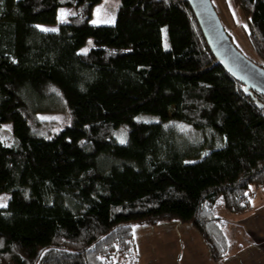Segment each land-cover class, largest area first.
<instances>
[{
    "label": "trees",
    "instance_id": "trees-1",
    "mask_svg": "<svg viewBox=\"0 0 264 264\" xmlns=\"http://www.w3.org/2000/svg\"><path fill=\"white\" fill-rule=\"evenodd\" d=\"M99 1L0 0V130L13 129L0 135V264H124L132 224L173 220L223 261L220 210L245 213L264 188V108L217 63L187 0H121L114 24H91ZM234 1L264 60V0ZM66 7L57 31L38 27ZM54 94L73 120L45 137Z\"/></svg>",
    "mask_w": 264,
    "mask_h": 264
},
{
    "label": "rangeland",
    "instance_id": "rangeland-1",
    "mask_svg": "<svg viewBox=\"0 0 264 264\" xmlns=\"http://www.w3.org/2000/svg\"><path fill=\"white\" fill-rule=\"evenodd\" d=\"M212 1L222 19V22L226 30L228 31L230 36L233 38L234 42L239 47V49H241V51H243V53H245V55H247L253 61L257 62L258 64L264 65V60L258 56V54L255 52V50L253 49V47L251 46L248 40L246 32L250 28L249 26L250 20L245 14L244 10L240 6H237L234 0H212ZM120 5H121V0H100L97 4L94 5L92 9V13L90 16V23L93 24L92 21L98 18L96 14V10L98 8L101 9L100 19L106 18V14L114 15L115 22H116L117 13H118ZM62 10L69 13L66 19H68V17L72 15V13H75V9L73 7L61 8L59 11V22L57 24H54V25L40 24L39 28L43 30L49 29V31H51V29H55V31H57L59 24L63 21H66V19L62 21L60 18ZM100 24H104V23H100ZM100 24H95V25H100ZM89 41H91V44H89ZM93 44L94 42L92 38L88 39L87 43L81 48V51L86 48L89 50L93 46ZM54 95L56 96L57 100L46 99L42 103L43 104L42 109L38 112V121L40 122L42 129H43V131L41 132V135L45 137H51L54 134L58 133L65 126L70 125L73 120L70 108L67 106L65 101L62 98H60L58 94H54ZM157 118H158L157 116H153V115H144L140 117V119H143V120H157ZM186 127L190 128L189 126H186ZM120 132L118 131L115 137L120 142H121V139H124V141L126 142L128 139V130L125 133L122 132L123 134H121ZM0 135L4 140L11 141L13 139L12 125L9 123L4 124L2 129L0 130ZM0 197L6 198V200L0 201V203L7 204L9 195L1 194ZM251 198H252V203L257 204L255 207H253L254 209L252 208L251 210H256L257 208L260 209L263 206L262 200H264V188L253 189V194ZM251 210H248L245 213H232L226 208H222L219 214L222 217V219L225 221L224 223L225 230L228 225L229 227L232 228V230H234L235 222L237 220L239 221V220L246 219L247 215L249 214V212H251ZM176 222H178L180 225L178 226L177 230L173 229L172 232H178L181 235L180 248L181 249L185 248V246L188 245L187 242L189 241L191 243H194L195 248H198L199 247L198 244L200 243V241L204 239L200 235L199 231L195 228V226L191 222H182L180 220H177ZM154 225L155 224H132L134 237L137 236L140 230H146L148 233L152 231L155 233V235L153 237L151 236L148 237V240H146V242H148V245L150 247L153 248L154 244L156 245V241L157 242L164 241L168 248L170 249L175 248L176 247L175 239L160 240V239L155 238L157 236L156 232L166 233L168 231L167 227L170 225L169 224L166 225L165 222L160 223L157 227H155ZM184 225L187 227H184ZM238 229L244 231L242 228H238ZM189 233H191V235ZM176 236H178V234L174 233V237ZM237 241L246 242V240L241 237H240V240L238 239L236 240V242ZM258 242H261V245H263L264 240L258 239ZM133 243H134L133 248L127 254V257L124 260L125 264H140L142 261H144L143 256H141L139 252V248L136 245L135 239ZM232 245L233 244H231V248H232ZM157 246L158 245H156V247ZM172 252L173 254L167 257L169 260L181 261V262L183 261L184 254H185L183 251L178 253V255L175 254V249ZM200 260H203V259H200V256H199V261ZM204 262L205 261H203V263ZM219 264H221V262Z\"/></svg>",
    "mask_w": 264,
    "mask_h": 264
},
{
    "label": "crops",
    "instance_id": "crops-1",
    "mask_svg": "<svg viewBox=\"0 0 264 264\" xmlns=\"http://www.w3.org/2000/svg\"><path fill=\"white\" fill-rule=\"evenodd\" d=\"M263 206L256 210H251L247 215V218L244 220H237L235 222V228L232 230L229 225L226 227V234L231 242L232 248L230 254L223 261H220L221 264H264V243L261 245V242H258V239L264 240V200H262ZM257 204L253 203V207ZM254 209V208H253ZM177 220L173 221H164L168 226V231L166 233H157L156 239L166 240V239H175L176 247L170 249L166 246L164 241L157 242L154 244L153 248L148 245V237H153L154 232L150 231L149 233L146 230H140L135 236L136 245L139 248L141 256H143L144 261L140 264H219V261H214L210 256L209 249L204 240L200 241L198 248L194 247V243L190 241L187 242L188 245L185 248H180L181 235L178 232H172L173 229L177 230L180 225ZM160 223L155 224L157 227ZM225 223V221H224ZM231 223V222H230ZM141 227V226H139ZM153 227V226H152ZM184 227H187L184 225ZM242 228L244 231L238 229ZM152 229V228H151ZM169 232V233H168ZM174 233H177L178 236L174 237ZM191 235V233H189ZM194 235V234H192ZM241 238H244V241H237ZM201 239V238H200ZM175 249V254L178 255L180 252H184L183 261H172L167 257L173 254ZM199 256L200 260L199 261ZM127 257V256H126ZM126 257L122 258V262ZM203 261H205L203 263ZM125 264V263H124Z\"/></svg>",
    "mask_w": 264,
    "mask_h": 264
},
{
    "label": "water",
    "instance_id": "water-1",
    "mask_svg": "<svg viewBox=\"0 0 264 264\" xmlns=\"http://www.w3.org/2000/svg\"><path fill=\"white\" fill-rule=\"evenodd\" d=\"M187 1L217 63L243 83L245 93L254 99L259 108H264V103L253 93L255 90L264 96V67L245 55L231 39L212 0Z\"/></svg>",
    "mask_w": 264,
    "mask_h": 264
},
{
    "label": "snow or ice",
    "instance_id": "snow-or-ice-1",
    "mask_svg": "<svg viewBox=\"0 0 264 264\" xmlns=\"http://www.w3.org/2000/svg\"><path fill=\"white\" fill-rule=\"evenodd\" d=\"M68 14L69 13H67L64 10H62L61 11V15H60L61 20L62 21L65 20ZM72 14L74 15V13H72ZM96 14H97V17L98 18L96 20H93L92 21L93 24H100V23H104V24H114L115 23V16L114 15H108V14H106V18L100 19V14H101V9L100 8H98L96 10ZM44 30L45 31H49V29H44ZM51 31H55V29H51ZM89 44H91V41H89ZM82 51L86 54L87 51H88V49L86 48V49H83ZM124 142H125L124 139H121V143H124ZM4 200H6L5 197H0V201H4ZM0 207H6V203H0Z\"/></svg>",
    "mask_w": 264,
    "mask_h": 264
}]
</instances>
